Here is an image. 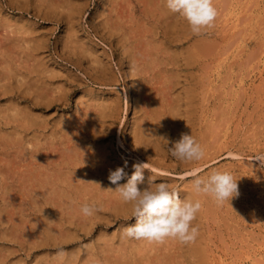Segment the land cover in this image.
Masks as SVG:
<instances>
[{
	"label": "rangeland",
	"instance_id": "1",
	"mask_svg": "<svg viewBox=\"0 0 264 264\" xmlns=\"http://www.w3.org/2000/svg\"><path fill=\"white\" fill-rule=\"evenodd\" d=\"M75 1L76 4L79 6L83 5L84 7L82 13L76 16L77 18H75L72 22L66 17L67 11L64 9V6L68 8L71 0H48L47 4H45L46 6H43L46 8H42L41 10L38 7L37 0H31L30 4H33L30 6L31 8L28 14H25L24 16L20 14L14 15L15 19H19L25 23L27 21L26 24L35 29L37 33L40 32L42 36L49 38L47 47L49 50L46 48L38 53V55L42 58H40L37 53L34 54L32 50L27 51V49H25L26 46L23 48V46L26 45L25 40L27 37L25 35H16V37L11 31L13 29V31L16 32L18 28H0V75L4 76L3 68L7 65L6 61H10L8 64H10L11 68L14 69L15 74H20V71L21 73L24 72L25 74H22L28 77L30 84L33 85V83H36L33 87L29 86L32 89L33 94L35 93V90L40 87V89H44L48 92L51 99L57 101L56 106L54 107L53 105L50 110L43 104L45 108L38 111L32 109L34 108V96L28 97V99L30 98L32 101L29 106L17 97L14 98L13 101L9 100V97H0L1 109L12 106H20L23 104L22 106L17 107V109H20L18 110L24 114L26 119L23 124L20 119L9 120L4 114L0 115V128H2L0 130V264H37L42 260H44L43 264H63L64 259L67 257V263L65 264H84V261H86V264H107L110 260L107 255L109 254L111 259L114 258L118 253H115L113 248L114 246L115 248L119 247L120 243L116 240V244H109L107 249L104 248V246H101L103 248L97 249L98 245L100 246L101 244L97 239L101 237L109 239L111 236V238H113V236H118L126 227L135 223V218L131 217L129 220H124L122 217L121 221L119 220L110 226L107 224L100 227L97 226L89 238L85 237L86 239L81 243L79 241L78 243L67 247L58 249L48 248L45 250L43 248L41 249L39 243V241L44 240V237L41 235L42 229L44 228L43 226H45L47 222L44 218L51 221V227L54 229V224L56 225V223L58 224L60 222L64 223L61 231L62 234L66 231L75 232L76 230H80V220H83L86 217L82 215L81 212V208L84 205H91L99 208V210L94 214V216L96 215L98 218L100 217L99 214H103V217L106 216L105 218L111 217L110 219H113L114 211L111 212L110 210L111 213L109 210L107 212H103L100 208L102 199L106 201L107 198L103 196L101 199H98L99 196H94L95 199H93L91 197L89 198V195L84 197L80 194V190L84 189L86 184H82L80 182L78 183V181L89 182L90 177L93 176V178L97 181L96 184L99 186L102 185L100 186L101 188L97 185L98 188L95 190L98 191L101 189L104 191V183L111 186L109 180L103 179V173H105L107 169L118 166L123 167L130 178L134 172L133 165L136 163H148L150 165L149 169H146L143 173L144 187H147L149 183H169L172 187L180 190L179 198L181 200H184L187 196L194 199H201L203 206L196 220L193 221V225L198 226L199 228L197 240L200 239L201 241L202 238V242L205 241L202 243L203 249L205 247L206 255H208L205 263L264 264V171L260 170V164L258 161L250 160L254 154L264 153V0H213L214 6L218 11V16L214 26L210 29H206V32L209 34L208 62L203 64L205 62L196 57L192 67H186L185 62L181 63L180 67L174 69L176 72L174 71L173 73L176 74V78L173 80L175 81L173 84L170 82V74L166 73L169 71L170 67H165L164 65L159 66L158 64L149 66L151 69H145L148 67L146 63V67L143 68L144 70H147L148 74L146 71L142 72L141 70L135 78L132 75L133 70L131 66L133 63L131 60L133 54L128 55L126 53V49L123 47L124 44L119 39L121 36L120 33H114L111 35L110 31L111 28L114 27L113 25L122 23L121 26L123 25L125 29L123 33L127 32L126 34L128 36L130 34L133 36V38H131L132 36H129V41L125 43V45L127 44L126 46H129V50H131L134 45L139 47L140 50L143 49V46H140L138 41L140 40L142 43L141 45H144L145 42L147 43L153 39L152 36L154 37L157 32L153 31L155 29L152 25H154L155 16L159 17L157 14L152 16V12H148L150 7L146 8V3H140L138 0ZM48 3L54 4L53 11ZM60 3L62 5L61 7ZM34 6H37L38 9ZM58 8L59 10L57 12ZM4 14H6V11ZM47 14L54 18V21L50 22L48 20H44ZM178 15L179 14H176V21L179 24L184 23L186 20L182 18V16ZM177 17H180L181 19ZM248 17L249 20L247 19ZM243 18L244 20L242 21L241 19ZM106 21L109 23L111 22L112 26L110 29L108 27H104L106 25ZM123 27L121 29H123ZM129 29L130 31L132 29L133 32H130ZM71 31L76 32V37L69 39L71 38ZM239 31L240 33H238ZM143 32H145L144 36ZM161 32L157 35L158 37H154V39H159L158 43H161L163 40ZM141 36L144 42L142 41V38L140 39ZM21 37H24L25 40L21 39ZM29 37L30 39L36 38L35 36ZM199 39L200 38H197V35H195L190 41H187V43L182 44L179 42L181 45L178 43L179 45L173 46V49L178 54L177 59L181 58V54L185 55L186 52H188L187 49L190 48L189 46H192L193 44L197 45V41ZM72 42L74 45L70 44ZM11 44L14 45V49ZM68 44H70V46H68ZM131 44L132 46H130ZM173 49L167 50L166 53L171 50L174 51ZM210 49L213 50V52ZM140 50L134 51V55L136 54L137 59H140L141 57L140 55H137ZM158 56L160 59L158 60L159 62H161L164 58L169 57V55H163V57L162 55ZM40 61L43 62V64L40 63ZM142 61L144 60H141V62ZM99 63H101V67ZM35 70L42 73L44 77L42 78V76H38L39 78H37L36 73L33 75ZM46 71H48V73ZM53 71L59 73L58 78L52 79L50 77ZM101 71H105L106 73L108 72L107 76L108 78L111 77V79L108 80L102 78ZM166 75L167 77H165ZM180 75L182 77L181 79L179 77ZM10 76L13 80L11 79L8 82L7 80L3 81V86L7 84L11 86L12 82L14 87L20 83V78H17L12 73ZM136 85H138V87ZM139 86L140 89H138ZM175 86L177 88H175ZM60 89L62 91H60ZM138 94L140 95L138 96ZM141 101H144L143 106L141 105ZM10 102H12V104H10ZM154 105H160L161 109H165L168 113L170 108L173 106H177V110L181 109L180 113L176 112V115L180 118L179 123L178 121L176 122V132H172L167 129V135L163 136V138L166 139V136L167 138L169 137L167 139L170 141L168 145H165L164 142L160 140L161 145L159 144L155 146L154 144V146H152L151 144H148L147 146L141 145V147H137L135 146V139L133 137L136 122L139 121V119L141 122V118L145 116V111H148L151 106ZM103 107L107 109H104ZM98 109L100 110L98 111ZM103 112L107 113V117H105L106 121L104 119L101 120V117H98ZM36 114L42 116V120H45L43 127L40 128L39 131L34 129L33 131H27V124L31 125V121ZM58 124H61V127ZM20 125L22 128L19 127ZM101 125L102 127L99 128L98 126ZM22 131L25 132L21 133ZM182 134H192L198 142H201V144L204 145L207 158L204 161H201L198 165L178 161L168 153L167 147H172V144L178 141ZM95 135H97V138L94 137ZM98 135L101 136L100 139ZM71 137L72 139H70ZM204 137L206 138L205 142H203ZM29 142H31V145L27 146V143ZM98 142L101 147L98 145ZM36 145L39 147L37 148ZM96 145H98L97 149ZM206 146L208 147L206 148ZM34 147L36 148L35 151ZM27 150H29V152ZM87 153L88 156L86 155ZM47 155L48 158H46ZM79 156H81V158ZM94 156H96V161L93 160L94 158H91ZM87 157L89 158V161H86L88 160ZM108 162H110L109 164H112V166L109 167ZM96 163L99 166H96ZM125 164L127 165L126 167ZM4 165H6V167ZM106 165H108V167ZM249 165L252 166L254 174ZM29 166L31 167L30 169ZM71 166H74L75 168H72ZM100 166L105 167L103 168L105 171L101 169ZM89 167H91V169ZM58 168L62 169L59 170ZM193 168H199L201 171L221 168L222 170L233 172L235 174V178L239 180V196L232 199L230 201V205L225 203L222 206L218 205L215 200L210 197H197L192 191L190 183L192 179L191 171ZM81 170L84 172H81ZM51 174L55 175L51 177ZM36 176H39V183L42 182V179L43 182L48 183V191H51V194L47 192L48 194L43 195L44 189L42 192H39V188H37L38 182L35 183ZM74 176L75 178L78 177L76 179L77 181H75ZM60 177H62L61 181ZM62 179H64V182L68 180L67 182L69 184V188L67 182H62ZM119 183L121 185L125 184L127 183V179H124ZM77 185L79 186L77 187ZM70 191L73 192V197L71 196L72 194ZM36 192H38V194ZM46 199H48L49 202ZM69 199L71 202H69ZM90 199H92L93 202ZM112 206H115V204L113 203ZM126 210H128V208H126ZM16 215H19L20 217H17ZM98 218L94 219H97L100 222ZM8 219H10L9 221H11V223L9 222L7 225ZM31 221L33 223H31ZM16 222L17 225L19 224V233L14 235L16 239H11L12 237L10 238V236L3 237L6 234L9 235L12 227L16 226ZM102 222L106 223V220L101 221V223ZM73 223H75V225H73ZM20 224L22 225V228ZM24 224L27 225L25 226ZM23 231H25L24 234ZM75 233L78 232L76 231ZM105 233H108V235ZM168 242H171V245L174 244V247H168L167 241L165 242L167 246H165L164 243V245L153 243L156 248H158L157 250L161 257L154 263L151 262V264H199L197 260L188 257V253L186 254V244H184V246L176 240H168ZM176 243L177 245L175 247ZM180 244L182 247L184 246V251L182 247L180 248ZM35 245H37V247H35ZM90 245L93 247L96 246V253L93 255L94 259L90 256L88 257L86 254ZM30 246H33V248L38 250L36 251L33 249L34 251H31V249H29L31 248ZM27 250H30V252ZM104 251L108 252H106L107 255ZM79 252H81V254ZM153 254L154 252L151 255ZM169 254L174 256L172 262L168 259ZM166 257L167 259L165 260ZM60 261L62 263H60Z\"/></svg>",
	"mask_w": 264,
	"mask_h": 264
},
{
	"label": "bare ground",
	"instance_id": "2",
	"mask_svg": "<svg viewBox=\"0 0 264 264\" xmlns=\"http://www.w3.org/2000/svg\"><path fill=\"white\" fill-rule=\"evenodd\" d=\"M30 1L31 0H0V28L2 27V28H9V29H12V28H18V30H16V32L15 31H13V29L11 30L14 34L13 35H20V36H23V35H25L26 37H27V39L25 40L24 39V37L22 38L21 37V39H23V40H25V43H26V45H24L23 46V48L25 47V49H27V51H29V50H32L33 52H34V54L35 53H37V55H38V53H40L43 49H46L47 47H48V39L49 38H46L45 36H42L41 35V33L40 32H36L35 31V29H33V28H31L30 26H28L26 23H27V21H26V23L25 22H22L21 20H19V19H15L14 17V15L15 14H20V15H22V16H24L25 14H28L29 12H30V6L33 4H30ZM33 1V0H32ZM68 1V0H67ZM135 1V0H134ZM140 3H146V8L148 7H150L149 9L150 10H152V11H148V12H152V16L154 15L155 16V14H157V15H159V17H156L155 16V21H154V25H152L153 26V28L155 29V30H153V31H155V32H157V34H153L154 35V37L156 36V37H158L157 35L159 34V32H161L162 33V37H163V40L161 41V43H158V40L159 39H154V37L152 36V38L153 39H151V41H148L147 43L145 42L144 43V45H141L142 43H141V41L139 40H137L139 43H140V46H143L142 48L143 49H139V47H137V46H133L132 48H131V50H129L130 48H128L129 46H126L125 45V43H127L128 41H129V36H132L131 34L128 36L126 33L127 32H125V33H123V31H125V29H124V27H123V25L121 26V24L120 23H118V25H113L114 27H112L111 28V35L112 34H114V33H120V41H122L123 42V44L125 45H123V47L126 49V53L128 54V55H131V54H133L132 55V72H133V76L136 78V76H138V73L142 70V72H144V71H146V73H147V70H144V68L146 67V63H147V66L148 67H146L145 69H151L149 66H151V65H159V66H165V67H170L169 68V71H164V72H166V73H168V74H170L169 75V78H170V82H171V84H173L175 81H173L175 78H176V74L175 73H173L175 70V68H177V67H180L181 66V63H183V62H185V65H186V67H192L193 66V64H194V62H195V59H196V57L199 59H201L203 62H205V63H203V64H206L207 62H208V58H209V42H208V36H209V34L206 32V29L205 30H203L202 31V34L201 35H197V38H200L198 41H197V45H195V44H193L192 46H189L190 48H188L187 50H188V52H186V54L185 55H183V54H181L180 55V57L181 58H178L177 59V57H178V54L175 52V50L173 49V46H177V45H179L180 43H182V44H185V43H187V41H190L191 40V38L193 37V36H195V35H193L192 34V32H191V30H190V27H189V25H188V23H187V21H184V23H178L177 21H176V14L175 13H171V12H169V10L166 8V5H165V2H164V0H138ZM240 1V0H239ZM257 1V0H256ZM47 2H48V0H37V3H38V7H39V9L41 10L42 8L44 9V8H46V7H43L45 4H47ZM76 1L75 0H71V2H69V5H68V8L66 7V6H64V9L67 11V14H66V17L72 22V21H74V19L75 18H77L76 16H78V15H80V13H82V10H83V5H81V6H79L78 4H76L75 3ZM137 2V1H136ZM117 3V2H116ZM119 3V2H118ZM223 3V2H222ZM49 4V3H48ZM66 4V3H65ZM135 4V3H134ZM246 4V3H245ZM50 5V7L52 8V11H53V7H54V4H49ZM52 5V6H51ZM120 5V4H119ZM143 5V4H142ZM141 5V6H142ZM46 6V5H45ZM48 6V5H47ZM56 6V5H55ZM62 5H61V3H60V7H61ZM133 6V5H132ZM34 7H36L37 9H38V7L37 6H34ZM59 7V8H60ZM137 7V6H136ZM224 7V6H223ZM244 7V6H243ZM59 8L57 9V12H58V10H59ZM121 8V7H120ZM61 9V8H60ZM145 9V8H144ZM144 9H142V10H144ZM243 9V8H242ZM34 10V9H33ZM39 10V11H40ZM48 10H49V8H48ZM51 10V9H50ZM62 10V9H61ZM115 10V9H114ZM120 10V9H119ZM6 11V14H4V12ZM37 11V10H36ZM46 11V10H45ZM56 11V10H55ZM111 11V10H110ZM109 11V12H110ZM113 11V10H112ZM145 11V10H144ZM147 11V10H146ZM249 11V10H248ZM47 12V11H46ZM45 12V13H46ZM115 12V11H114ZM38 13V12H37ZM49 13H50V11H49ZM62 13H64V12H62ZM145 13V12H144ZM53 14V13H52ZM55 14H57V13H55ZM109 14V13H108ZM111 14H113V13H111ZM118 14V13H117ZM120 14H121V12H120ZM141 14V13H140ZM245 14V13H244ZM30 15V14H29ZM54 15V14H53ZM52 15V16H53ZM46 16V15H45ZM58 16V15H57ZM108 16V15H107ZM118 16H119V14H118ZM179 16V15H178ZM29 17H31V16H29ZM39 17V16H38ZM44 17V16H43ZM42 17V18H43ZM245 17V16H244ZM250 17V16H249ZM249 17L247 18L248 20H249ZM21 18V17H20ZM40 18V17H39ZM105 18V17H104ZM109 18V17H108ZM141 18V17H140ZM177 18H179V19H181L180 17H177ZM183 18V17H182ZM113 19V18H112ZM119 19V18H118ZM121 19H122V17H121ZM121 19H119V20H121ZM150 19V18H149ZM178 19V20H179ZM31 20V19H30ZM44 20H48V21H54V18H52L51 16H49L48 14H47V16H46V18H44ZM60 20H61V17H60ZM123 20V19H122ZM151 20V19H150ZM242 21L244 20V18L243 19H241ZM240 20V22L242 23V21ZM246 20V19H245ZM262 20V19H261ZM260 20V21H261ZM113 21V20H112ZM133 21H134V19H133ZM247 21V20H246ZM44 22V21H43ZM56 22V21H55ZM116 22H119V21H116ZM123 22V21H122ZM132 22V21H131ZM135 22H137V21H135ZM129 23V22H128ZM244 23V22H243ZM30 24V23H29ZM153 24V23H152ZM264 24V23H263ZM104 25V24H103ZM137 25V24H136ZM232 25V24H231ZM240 25V24H239ZM262 25V24H261ZM34 26V25H33ZM32 26V27H33ZM112 26V24H111V22L109 23L108 21H106V25L104 26V27H108L109 29H110V27ZM124 26H125V24H124ZM138 26V25H137ZM136 26V27H137ZM140 26V25H139ZM142 26V25H141ZM259 26V25H258ZM264 26V25H263ZM123 27V29H121ZM36 28V27H35ZM126 28H127V26H126ZM152 28V27H151ZM259 28V27H258ZM264 28V27H263ZM8 29V30H9ZM39 29V28H38ZM37 29V30H38ZM136 29V28H135ZM105 30V29H104ZM137 30V29H136ZM149 30V29H148ZM147 30V31H148ZM161 30V31H160ZM7 31V30H6ZM18 31V32H17ZM129 31H130V29H129ZM131 31H132V29H131ZM130 31V32H131ZM142 31V30H141ZM244 31V30H243ZM8 32V31H7ZM43 32V31H42ZM48 32V31H47ZM69 32V31H68ZM133 32V31H132ZM10 33V32H9ZM139 33V32H138ZM137 33V34H138ZM141 33V32H140ZM144 33L145 32H143V36H144ZM233 33V32H232ZM238 33H240V31L238 32ZM256 33V32H255ZM258 33V32H257ZM11 34V33H10ZM135 34V33H134ZM235 34V33H234ZM37 35V36H36ZM117 35V34H116ZM150 35V34H149ZM241 35V34H240ZM257 35V34H256ZM15 36H13V37H15ZM29 36H35L36 38L35 39H30V37ZM123 36V37H122ZM151 36V35H150ZM160 36V35H159ZM237 36V35H236ZM12 37V38H13ZM17 37V36H16ZM70 37L71 38H69V39H72L73 37H76V32L75 31H71L70 32ZM136 37V36H135ZM240 37V36H239ZM20 38V37H19ZM131 38H133V36L131 37ZM137 38V37H136ZM139 38V37H138ZM142 38V36L140 37V39ZM17 39V38H16ZM51 39V38H50ZM76 39V38H75ZM135 39V38H134ZM6 40V39H5ZM23 40H21V41H23ZM67 40V39H66ZM131 40V39H130ZM249 40V39H248ZM10 41H12V40H10ZM33 41V42H32ZM142 41H143V38H142ZM147 41V40H146ZM18 42V41H17ZM50 42V41H49ZM144 42V41H143ZM180 42V43H179ZM19 43V42H18ZM81 43V42H80ZM136 43V42H135ZM167 43H168V46H167ZM179 43V44H178ZM196 43V42H195ZM13 44H14V42H13ZM70 44H73V42L72 43H70ZM70 44H68V46H70ZM189 44V43H188ZM199 44V45H198ZM12 45V44H11ZM18 45H20V44H18ZM74 45V44H73ZM72 45V46H73ZM181 45V44H180ZM229 45H231V44H229ZM14 45H12V47H13ZM130 46H132V44L130 45ZM256 46V45H255ZM11 47V48H12ZM62 47V46H61ZM166 47V48H165ZM76 48V47H75ZM9 49V48H8ZM13 49H14V47H13ZM21 49V48H20ZM48 49V48H47ZM64 49V48H63ZM170 49H173L174 51H169L168 53H166V51L167 50H170ZM178 49V48H177ZM227 49V48H226ZM241 49V48H240ZM10 50V49H9ZM49 50V49H48ZM136 50H140V51H138L139 53L137 54V55H140L141 57H140V59H137L136 58V54L134 55V51H136ZM211 50V49H210ZM250 50V49H249ZM47 51V50H46ZM212 52H213V50H211ZM252 51V50H251ZM3 52V51H2ZM15 52V51H14ZM33 52H32V54H33ZM80 52V51H79ZM30 53V52H29ZM71 53V52H70ZM136 53V52H135ZM238 53V52H237ZM26 54V53H25ZM28 54V53H27ZM31 54V53H30ZM33 54V55H34ZM217 54V53H216ZM29 55V54H28ZM90 55V54H89ZM158 55H162V57H163V55H169V57L168 58H164L161 62H159L158 60H160L158 57ZM212 55V54H211ZM254 55V54H253ZM7 56V55H6ZM22 56H23V54H22ZM39 56V55H38ZM32 57V56H31ZM34 57H36V56H34ZM40 58H42L41 56H39ZM39 57H37V58H39ZM5 58V57H4ZM7 58V57H6ZM61 58V57H60ZM84 58V57H83ZM136 58V59H135ZM33 59V58H32ZM133 59H135V60H133ZM199 59V60H200ZM37 60V59H36ZM42 60V59H41ZM82 60V59H81ZM84 60V59H83ZM141 60H144V61H142L141 62ZM12 61V60H11ZM46 61V60H45ZM58 61V60H57ZM10 62V61H9ZM9 62H7L6 61V67H4L3 68V70H4V73H3V75L4 76H2V75H0V97H9L8 99L9 100H11V101H13L14 100V98H18V99H21L22 101H24L25 103H27L28 104V106H29V104H31L32 103V101L30 100V98L28 99V97L29 96H34L33 97V100H34V103H33V107L34 108H32V109H34V110H43L45 107L47 108V109H51L52 107H53V105H54V107L56 106V103H57V101L56 100H54V99H51L50 98V96H49V94H48V92L46 91V90H44V89H40V87L38 88V89H36L35 90V93L33 94L32 93V89L30 88L31 86L33 87V85L34 84H36V83H33V85L32 84H30V81H28V77H26V76H24L22 73H24V72H22L21 73V71H20V74H15L14 73V69H12L11 68V65L10 64H8ZM43 62H44V60H43ZM43 62H41L40 61V63H42L43 64ZM97 62V61H96ZM95 62V63H96ZM139 62H141V63H139ZM16 63V62H15ZM45 63V62H44ZM98 63V62H97ZM138 63V64H137ZM216 63V62H215ZM22 64V63H21ZM46 64V63H45ZM100 64V67L102 66L101 65V63H99ZM199 64V63H198ZM230 64V63H229ZM92 65H94V64H92ZM128 65V64H127ZM195 65H197V64H195ZM200 65V64H199ZM210 65V64H209ZM14 66V65H13ZM12 66V67H13ZM48 66V65H47ZM231 66V65H230ZM16 67V66H15ZM99 67V68H100ZM144 67V68H143ZM152 67H154V66H152ZM194 67H196V66H194ZM19 68V67H18ZM51 68V67H50ZM141 68V69H140ZM209 68V67H208ZM21 69V68H20ZM30 69V68H29ZM49 69V68H48ZM101 69V68H100ZM106 69V68H105ZM165 69V68H164ZM203 69V68H202ZM205 69H207V68H205ZM18 70V69H17ZM22 70H24V69H22ZM39 70V69H38ZM46 70H47V68H46ZM99 70V69H98ZM183 70V69H182ZM6 71V72H5ZM19 71V70H18ZM17 71V72H18ZM26 71V70H25ZM149 71V70H148ZM204 71V70H203ZM34 72V71H33ZM47 73H48V71H46ZM105 72V71H104ZM103 71H101V77L102 78H105V79H108V80H110L111 79V77L110 78H108V76H107V73L105 72L104 73ZM176 72V71H175ZM13 74L14 76H16L17 78H20L21 80H20V83H18V85H16V86H14L13 87V85L14 84H12V82H11V86H9L8 84L7 85H4L3 86V81H5V80H7V82L8 81H10L11 79H12V77L10 76V74ZM28 73V72H27ZM35 73H36V75H37V78H39V77H41L42 76V78L44 77L43 75H42V73H40L39 71H36L35 70V72H34V74L33 75H35ZM165 73V74H166ZM190 73V72H189ZM195 73V72H194ZM25 74V73H24ZM58 74L59 73H56V72H54L53 71V73L51 74V78L52 79H56V78H58ZM148 74V73H147ZM164 74V75H165ZM32 75V76H33ZM144 75H146V74H144ZM151 75V74H150ZM158 75V74H157ZM195 75V74H194ZM206 75V74H205ZM28 76H31V75H28ZM39 76V77H38ZM113 76V75H112ZM133 77V78H134ZM165 77H167V75L165 76ZM180 77V79L182 78L181 77V75L179 76ZM193 77V76H192ZM207 77V76H206ZM30 78V77H29ZM138 78V77H137ZM162 78V77H161ZM27 79V80H26ZM48 79V78H47ZM47 79H45V80H47ZM64 79V78H63ZM184 79V78H183ZM201 79V78H200ZM13 80V79H12ZM58 80V79H57ZM158 80V79H157ZM165 80V79H164ZM206 80V79H205ZM28 81V82H27ZM138 81V80H137ZM209 81V80H208ZM53 82V81H52ZM161 82H163V81H161ZM178 82V81H177ZM48 83V82H47ZM137 83V82H136ZM50 84V83H49ZM53 84V83H52ZM190 84V83H189ZM141 85H143V84H141ZM140 85V86H141ZM166 85V84H165ZM168 85V84H167ZM180 85V84H179ZM178 85V86H179ZM30 86V87H29ZM59 86V85H58ZM137 87H138V85H136ZM140 86H139V88L138 89H140ZM149 86V85H148ZM181 86V85H180ZM44 87H45V85H44ZM136 87V88H137ZM130 88V87H129ZM133 88H135V87H133ZM170 88H172V87H170ZM175 88H177L176 86H175ZM35 89V88H34ZM169 89V88H168ZM184 89V88H183ZM189 89V88H188ZM195 89V88H194ZM177 90V89H176ZM53 91V90H52ZM60 91H62L61 89H60ZM169 91V90H168ZM191 91V90H190ZM57 92V91H56ZM192 92V91H191ZM60 93V92H59ZM64 93V92H63ZM163 93V92H162ZM209 94V93H208ZM56 95V94H55ZM60 95V94H59ZM140 94H138V96H139ZM159 95V94H158ZM178 95V94H177ZM179 95H180V93H179ZM206 96V95H205ZM85 97V96H84ZM184 97V96H183ZM67 98V97H66ZM1 99V98H0ZM3 99H5V98H3ZM66 100V99H65ZM144 100V99H143ZM194 100V99H193ZM150 101V100H149ZM208 101V100H207ZM167 102H168V100H167ZM171 102V101H170ZM185 102V101H184ZM78 103V102H77ZM83 103V102H82ZM85 103V102H84ZM92 103V102H91ZM102 103V102H101ZM104 103V102H103ZM187 103V102H186ZM10 104H12V102H10ZM17 104V103H16ZM43 104L45 105V107L43 106ZM97 104V103H96ZM143 104H144V101H141V105L143 106ZM163 104H165V103H163ZM205 104V103H204ZM23 105V104H22ZM22 105H20V106H22ZM81 105V104H80ZM103 105V104H102ZM108 105H109V103H108ZM167 105V104H166ZM178 105V104H177ZM20 106H12V107H8V108H4V109H1L0 108V115L1 114H4L9 120H21L22 122H23V124L25 123V121H26V119H25V117H24V114H22V112H20L18 109H17V107H20ZM27 106V107H28ZM87 106V105H86ZM93 106V105H92ZM110 106V105H109ZM112 106V105H111ZM140 106V105H139ZM141 106V107H142ZM150 106V105H149ZM7 107V106H6ZM70 107V106H69ZM83 107V106H82ZM167 107V106H166ZM206 107V106H205ZM9 108H11V109H9ZM99 108V107H98ZM104 108V107H103ZM27 109H29V108H27ZM26 109V110H27ZM78 109V108H77ZM92 109H94V108H92ZM100 109H102V108H100ZM100 109H98V111L100 110ZM104 109H107V108H104ZM179 109V108H178ZM21 110H22V108H21ZM89 110V109H88ZM91 110V109H90ZM144 110V109H143ZM181 110V109H180ZM180 110H177V106L175 107V106H173V107H171L170 108V110H169V113H168V111H165V109H161V106L160 105H158V106H151V108L148 110V111H145V116L143 117V118H141L142 119V121L140 122V119H139V121H137L136 122V126H135V132H136V134H135V132H134V134H133V137H134V139H135V146H137V147H141V145L142 146H147L148 144H151L152 146H154V144H155V146H157V145H159L160 144V140L159 139H154L152 136H154V137H163V136H165V135H167V129L170 131H172V132H176V127H177V121H178V123H179V120H180V118L176 115V112H179L180 113ZM95 111H96V109H95ZM111 111V110H110ZM128 111V110H127ZM29 112H30V110H29ZM33 112V111H32ZM41 112H43V111H41ZM23 113H25V112H23ZM34 113H35V111H34ZM93 113V112H92ZM96 113V112H95ZM178 113V114H179ZM42 114V113H41ZM77 114V113H76ZM91 114V113H90ZM101 114V113H100ZM175 114V115H174ZM38 114H36L34 117H33V119H32V121H31V125H29V124H27V126H28V128H27V131L28 130H32L33 131V129L34 130H38L39 131V129L40 128H42L43 127V124H44V122H45V120H42L43 118H42V116H39L40 115V113H39V115L37 116ZM87 115V114H86ZM142 115V114H141ZM76 116V115H75ZM94 117V116H93ZM92 117V118H93ZM98 117H101V120L102 119H106L105 117H107V113L106 112H103L101 115H99ZM1 118V117H0ZM32 118V117H31ZM95 118V117H94ZM97 118V117H96ZM170 118V119H169ZM4 119V118H3ZM28 119V118H27ZM47 119V118H46ZM72 119V118H71ZM80 119V118H79ZM98 119V118H97ZM1 120V119H0ZM68 120V119H67ZM78 120V119H77ZM98 120H100V119H98ZM126 120V119H125ZM30 121V120H29ZM90 121V120H89ZM94 121H95V119H94ZM106 121V120H105ZM20 122V121H19ZM21 123V122H20ZM28 123V122H27ZM66 123V122H65ZM98 123V122H97ZM14 124V123H13ZM63 124H64V121H63ZM71 124V123H70ZM87 124V123H86ZM18 125H19V123H18ZM21 125H22V123H21ZM19 126L20 128H22V126ZM55 125V124H54ZM59 126L61 125V124H58ZM85 125V124H84ZM95 125V124H94ZM207 125V124H206ZM8 126V125H7ZM15 126V125H14ZM56 126V125H55ZM9 127V126H8ZM57 127V126H56ZM61 127V126H60ZM67 127H68V125H67ZM94 127V126H93ZM99 128L100 127H102V125L101 126H98ZM97 127V128H98ZM104 127V126H103ZM19 128V129H20ZM25 128V127H24ZM59 128V127H58ZM57 128V129H58ZM80 128V127H79ZM113 128V127H112ZM2 128H0V130H1ZM17 129V128H16ZM60 129V128H59ZM191 129V128H190ZM18 130V129H17ZM25 130V129H24ZM66 130V129H65ZM74 130V129H73ZM102 130V129H101ZM106 130V129H105ZM205 130V129H204ZM63 131V130H62ZM69 131V130H68ZM75 131V130H74ZM85 131V130H84ZM178 131V130H177ZM207 131V130H206ZM25 132V131H24ZM23 131L21 132V133H24ZM37 132V131H36ZM45 132V131H44ZM60 132V131H59ZM64 132V131H63ZM62 132V133H63ZM71 132H72V130H71ZM98 132H99V130H98ZM163 132H164V135H163ZM38 133V132H37ZM80 133V132H79ZM81 133H84V132H81ZM100 133V132H99ZM131 133V132H130ZM4 134V133H3ZM16 134H20V133H16ZM28 134V133H27ZM64 134V133H63ZM176 134H180V133H176ZM40 135V134H39ZM77 135H78V132H77ZM81 135H84V134H81ZM7 136V135H6ZM9 136V135H8ZM35 136V135H34ZM62 136V135H61ZM97 135H95L94 137H96ZM99 136V135H98ZM1 137H2V134H1ZM43 137H44V135H43ZM100 137L101 136H99V139H100ZM103 137V136H102ZM131 137V136H130ZM11 138V137H10ZM40 138V137H39ZM67 138H69V137H67ZM97 138V137H96ZM169 138V137H168ZM167 138V136H166V139H168ZM175 138V137H174ZM4 139V138H3ZM6 139V138H5ZM12 139V138H11ZM23 139V138H22ZM41 139V138H40ZM43 139V138H42ZM61 139V138H60ZM70 139H72V137L70 138ZM76 139V138H75ZM82 139V138H81ZM98 139V140H99ZM84 140V139H83ZM97 140V139H96ZM173 140V139H172ZM13 141V140H12ZM56 141V140H55ZM71 141V140H70ZM73 141V140H72ZM120 141V140H119ZM206 141V138L204 137V139H203V142H205ZM35 142V141H34ZM39 142V141H38ZM84 142V141H83ZM202 142V143H203ZM6 143V142H5ZM23 143V142H22ZM42 143V142H41ZM78 143V142H77ZM94 143V142H93ZM121 143H122V141H121ZM201 143V142H200ZM45 144V143H44ZM43 144V145H44ZM55 144V143H54ZM61 144V143H60ZM68 144V143H67ZM80 144V143H79ZM204 144V143H203ZM22 145V144H21ZM20 145V146H21ZM29 145H31V142H29V143H27V146H29ZM42 145V144H41ZM71 145H72V143H71ZM75 145V144H74ZM77 145V144H76ZM98 145L100 146V144H99V142H98ZM98 145H96V149H97V147H98ZM161 145V144H160ZM166 145V144H165ZM18 146H19V144H18ZM23 146V145H22ZM68 146V145H67ZM66 146V147H67ZM204 146V145H203ZM33 147V146H32ZM36 147H37V145H36ZM39 147V146H38ZM37 147V148H38ZM43 147V146H42ZM62 147V146H61ZM70 147V146H69ZM101 147V146H100ZM134 147V146H133ZM151 147V146H150ZM161 147V146H160ZM208 146H206V148H207ZM3 148V147H2ZM35 148V147H34ZM33 148V149H34ZM44 148V147H43ZM58 148V147H57ZM76 148V147H75ZM145 148V147H144ZM157 148V147H156ZM17 149V148H16ZM73 149V148H72ZM78 149V148H77ZM76 149V150H77ZM106 149V148H105ZM138 149H140V148H138ZM146 149V148H145ZM144 149V150H145ZM160 149V148H159ZM18 150V149H17ZM24 150H25V148H24ZM36 150V148L34 149V151ZM75 150V151H76ZM20 151V150H19ZM28 152H29V150H27ZM26 151V152H27ZM38 151V150H37ZM86 151V150H85ZM108 151V150H107ZM106 151V152H107ZM21 152V151H20ZM27 152V153H28ZM32 152V151H31ZM67 152H68V150H67ZM80 152H81V150H80ZM91 152V151H90ZM95 152H96V150H95ZM103 152V151H102ZM108 152H110V151H108ZM6 153V152H5ZM23 153H24V151H23ZM33 153H35V152H33ZM41 153V152H40ZM72 153V152H71ZM75 153V152H74ZM99 153V152H98ZM101 153V152H100ZM104 153H105V151H104ZM210 153V152H209ZM22 154V153H21ZM32 154V153H31ZM48 154V153H47ZM111 154V153H110ZM152 154V153H151ZM33 155V154H32ZM43 155V154H42ZM58 155V154H57ZM61 155V154H60ZM73 155V154H72ZM78 155V154H77ZM83 155H84V152H83ZM87 156H88V153L86 154ZM92 155H94V154H92ZM96 155V154H95ZM106 155V154H105ZM109 155V154H108ZM159 155V154H158ZM22 156V155H21ZM24 156V155H23ZM34 156V155H33ZM53 156V155H52ZM1 157V156H0ZM31 157V156H30ZM39 157V156H38ZM58 157V156H57ZM80 158H81V156H79ZM95 157L96 156H94V157H91V158H94L93 160L94 161H96V159H95ZM104 157V156H103ZM28 158V157H27ZM32 158V157H31ZM36 158V157H35ZM35 158H34V160H35ZM46 158H48V155H47V157ZM67 158V157H66ZM88 158V157H87ZM106 158V157H105ZM113 158V157H112ZM44 159H45V157H44ZM53 159V158H52ZM59 159H60V156H59ZM101 159V158H100ZM6 160V159H5ZM38 160V159H37ZM49 160V159H48ZM55 160V159H54ZM71 160V159H70ZM69 160V161H70ZM79 160V159H78ZM91 160V159H90ZM98 160V159H97ZM3 161V160H2ZM1 161V162H2ZM51 161V160H50ZM50 161H48V162H50ZM80 161V160H79ZM86 161H89V158H88V160H86ZM85 161V162H86ZM92 161V160H91ZM102 161V160H101ZM110 161V160H109ZM13 162V161H12ZM55 162V161H54ZM67 162V161H66ZM65 162V163H66ZM37 163V162H36ZM45 163V162H44ZM53 163V162H52ZM58 163V162H57ZM56 163V164H57ZM68 163V162H67ZM105 163V162H104ZM110 162H108V165H109V167L110 166H112V164H109ZM116 163V162H115ZM33 164V163H32ZM42 164V163H41ZM55 164V163H54ZM60 164H61V162H60ZM77 164H79V163H77ZM76 164V165H77ZM93 164V163H92ZM97 164V163H96ZM100 164H101V162H100ZM30 165V164H29ZM52 165V164H51ZM66 165V164H65ZM64 165V166H65ZM74 165V164H73ZM108 165H106L107 167H108ZM114 165V164H113ZM5 167H6V165H4ZM44 166V165H43ZM42 166V167H43ZM50 166V165H49ZM67 166V165H66ZM93 166V165H92ZM96 166H99L98 164L96 165ZM34 167V166H33ZM37 167H38V165H37ZM36 167V168H37ZM55 167V166H54ZM58 167V166H57ZM62 167V166H61ZM72 168L74 167V166H71ZM101 167V166H100ZM99 167V168H100ZM115 167V166H114ZM119 167V166H118ZM118 167H115V168H110V169H107V171H105L103 168H105V167H101V169H103L104 171H105V173H103V179L104 180H109L108 179V176H109V173H110V171H114L116 168H118ZM8 168V167H7ZM14 168V167H13ZM18 168V167H17ZM31 167L29 166V169H30ZM68 168V167H67ZM75 168V167H74ZM77 168H78V166H77ZM90 169H91V167H89ZM26 169H27V167H26ZM40 169V168H39ZM49 169V168H48ZM59 169V168H58ZM62 168H60L59 170H61ZM63 169H64V167H63ZM98 169V168H97ZM3 170V169H2ZM10 170V169H9ZM43 170V169H42ZM57 170V169H56ZM102 170V171H103ZM27 171V170H26ZM35 171V170H34ZM47 171V170H46ZM53 171V170H52ZM63 171V170H62ZM87 171V170H86ZM94 171V170H93ZM11 172V171H10ZM81 172H84V171H82L81 170ZM27 173V172H26ZM31 173H32V171H31ZM35 173V172H34ZM57 173V172H56ZM59 173V172H58ZM102 173V172H101ZM47 174V173H46ZM60 174H61V172H60ZM82 174V173H81ZM93 174V173H92ZM52 175V174H51ZM53 175H55V174H53ZM53 175L51 176V177H53ZM57 175V174H56ZM78 175V174H77ZM33 176V175H32ZM59 176V175H58ZM68 176H70V175H68ZM90 176V175H89ZM14 177V176H13ZM64 177H65V175H64ZM28 178H30V177H28ZM34 178V177H33ZM58 178V177H57ZM61 178L62 177H60V181H61ZM74 178H75V176H74ZM78 177H76L75 178V181H77L76 179H77ZM80 178V177H79ZM97 178H98V176H97ZM65 179V178H64ZM64 179H62V182H64ZM101 179V178H100ZM46 180V179H45ZM53 180V179H52ZM89 180V179H88ZM20 181V180H19ZM47 181V180H46ZM54 181H56V180H54ZM68 181V180H67ZM66 181V182H67ZM74 181V182H75ZM87 181V180H86ZM26 182V181H25ZM33 182V181H32ZM38 182V183H37ZM49 182V181H48ZM66 182H64V183H66ZM89 182H93V183H96L97 181L93 178V176L92 177H90V180H89ZM29 183V182H28ZM35 183H37L38 184V187L37 188H39V192H42V190L44 189V192H43V195H45V194H48L47 192H49L48 191V183H46V182H43V179H42V182L41 183H39V176H36V182ZM79 183V182H78ZM101 183V182H100ZM99 183V184H100ZM102 183H103V181H102ZM101 183V184H102ZM122 183V182H121ZM54 184V183H53ZM83 184V183H82ZM109 184V183H108ZM144 183L142 182L140 185H139V187L141 188V189H143V188H145L144 187V185H143ZM16 185V184H15ZM30 185V184H29ZM32 185V184H31ZM62 185H64V184H62ZM67 185H68V188H69V184H68V182H67ZM74 185V184H73ZM51 186V185H50ZM79 185H77V187H78ZM100 186H102V185H100ZM42 187V188H41ZM55 187V186H54ZM56 187H58V186H56ZM60 187V186H59ZM61 187H63V186H61ZM72 187V186H71ZM41 188V189H40ZM64 188V187H63ZM66 188V187H65ZM68 188H66L67 190H69ZM98 187H97V185L96 184H91V183H89V184H86V186H84V189H82V190H80V194L81 195H83L84 197L85 196H88L89 195V198L91 197V198H93V199H95L94 198V196H99L98 197V199H101L103 196L105 197V198H107L106 199V201H104L103 199H102V202H101V206H100V208L102 209V211L103 212H107L108 210H109V212H110V210H111V212H113L114 214H113V219H110V218H105V217H103L102 215H100L99 213V218H98V216H94L93 215V217H90V218H87V217H83L84 219L83 220H80V230L78 231V230H76L78 233H75V232H71V231H66V232H63L64 234H62V229H63V226H64V223H62V222H60V223H56V225L54 224L53 226H55V229L53 228V227H51V221L50 220H48V219H46V218H44L47 222H46V225L45 226H43L44 228L42 229V233H41V235L44 237L43 239L44 240H42V241H39V243H40V246H41V249L43 248L44 250L45 249H48V248H55V249H58V248H63V247H67V246H69V245H72V244H75V243H78L79 241H80V243L83 241V240H85L86 238H89V236L92 234V232L96 229V227L98 226V227H100V226H103L104 224H107L108 226H110V225H112L113 223H115V222H118L119 220L121 221L122 220V217L124 218V220L125 219H127V220H129V219H131V217H132V209H131V205L130 204H128V203H125L120 197H119V194L118 193H115V192H109V191H105V190H108L109 188H111L112 190H115V188H116V185H112L111 184V186L110 185H107L106 183H104V191H102L101 189H99L98 191H96L95 189H97ZM99 188H101V187H99ZM60 189V188H59ZM66 190V191H67ZM71 190V189H70ZM74 190H76V189H74ZM62 191V190H61ZM6 192V191H5ZM27 192V191H26ZM51 192V191H50ZM49 192V193H50ZM56 192H57V190H56ZM71 192V191H70ZM78 192V191H77ZM37 194H38V192H36ZM54 193V192H53ZM62 193V192H61ZM60 193V194H61ZM73 192H71V194H72ZM37 194H36V196H37ZM51 194V193H50ZM55 194V193H54ZM65 194V193H64ZM64 196V195H63ZM72 197H73V194L71 195ZM75 196V195H74ZM77 196V195H76ZM49 197H51V196H49ZM54 197V196H53ZM69 197H70V194H69ZM46 198H47V196H46ZM67 198V197H66ZM65 198V199H66ZM75 198V197H74ZM200 198V197H199ZM41 199V198H40ZM43 199V198H42ZM83 199V198H82ZM192 199H194V198H192ZM47 201H48V199H46ZM75 200H76V198H75ZM80 200V199H79ZM90 200H92V199H90ZM209 200V199H208ZM207 200V201H208ZM51 201V200H50ZM65 201H68V200H65ZM86 201V200H85ZM99 201V200H98ZM101 201V200H100ZM20 202V201H19ZM39 202V201H38ZM49 202V201H48ZM69 202H71L70 201V199H69ZM73 202H74V200H73ZM72 202V203H73ZM76 202V201H75ZM83 202V201H82ZM92 202H93V200H92ZM97 202V201H96ZM205 202V201H204ZM213 202V201H212ZM32 203V202H31ZM36 203V202H35ZM40 203V202H39ZM80 203V202H79ZM100 203V202H99ZM113 203L115 204V206H112L113 205ZM211 203V202H210ZM37 204V203H36ZM42 204V203H41ZM40 204V205H41ZM52 204V203H51ZM88 204V203H87ZM96 204V203H95ZM20 205V204H19ZM32 205V204H31ZM59 205V204H58ZM58 205H57V207H58ZM79 205V204H78ZM77 205V206H78ZM94 205V204H93ZM98 205V204H97ZM203 205V204H202ZM44 206V205H43ZM71 206H73V205H71ZM75 206H76V204H75ZM81 206V205H80ZM218 206V205H217ZM64 207V206H63ZM209 207H211V206H209ZM213 207V206H212ZM42 208V207H41ZM48 208H50V207H48ZM62 208V207H61ZM68 208V207H67ZM126 208H128V210H126ZM208 208V207H207ZM43 209H44V207H43ZM63 209V208H62ZM209 209H213V208H209ZM70 210H71V208H70ZM79 210V209H78ZM98 210H99V208H98ZM14 211V210H13ZM46 211H47V209H46ZM61 211V210H60ZM101 211V212H102ZM23 212V211H22ZM65 212V211H64ZM102 212V213H103ZM110 212V213H111ZM20 213V212H19ZM18 213V214H19ZM63 213V212H62ZM214 213V212H213ZM70 214H71V212H70ZM105 214V213H104ZM83 215V214H82ZM17 217L19 216V215H16ZM22 216V215H21ZM77 216V215H76ZM111 216V215H110ZM209 216V215H208ZM20 217V216H19ZM24 218V217H23ZM28 218V217H27ZM94 218H98L99 220H100V222L97 220V219H94ZM12 219V218H11ZM20 219V218H19ZM37 219V218H36ZM55 219V218H54ZM74 219V218H73ZM10 219H8V222H7V225H8V223L10 222L11 223V221H9ZM43 220V219H42ZM103 220H106V223L105 222H102L101 223V221H103ZM229 220V219H228ZM24 221V220H23ZM23 221H21V222H23ZM64 221V220H63ZM72 221V220H71ZM206 221V220H205ZM19 222V221H18ZM25 222V221H24ZM35 222V221H34ZM37 222V221H36ZM69 222H70V220H69ZM31 223H33L32 221H31ZM77 223V222H76ZM194 223V222H193ZM5 224V223H4ZM23 224V223H22ZM10 225V224H9ZM14 225H15V223H14ZM19 225V224H18ZM18 225H17V222H16V226L15 227H12V229H11V231H10V233H9V235H4L3 237H8V236H10V238L11 239H13V238H15V234L17 235V233H19V228H18ZM21 225V224H20ZM25 225V224H24ZM27 225V224H26ZM25 225V226H26ZM39 225V224H38ZM73 225H75V223H73ZM78 225V224H77ZM129 225V224H128ZM13 226V225H12ZM37 226V225H36ZM21 228H22V225H21ZM24 228V227H23ZM60 228V229H59ZM72 228H73V226H72ZM78 228V227H77ZM76 228V229H77ZM223 228V227H222ZM26 229V228H25ZM59 231H58V230ZM123 229V228H122ZM221 229V228H220ZM36 230V229H35ZM39 230V229H38ZM74 230H75V228H74ZM203 230V229H202ZM7 231V230H6ZM55 231V232H54ZM117 231V230H116ZM222 231V230H221ZM228 231V230H227ZM24 232L25 231H23V234H24ZM31 233V232H30ZM38 233V232H37ZM123 232H121V234H119L118 236H113V238H103V237H101V238H99V239H97V237H96V239L101 243L100 244V246L98 245V247H97V249H99V248H103V247H101V246H104V248H108V245L109 244H112V245H115L116 244V240H118V242L120 243L119 244V247H117V248H115V246H114V248H113V251L116 253H118L114 258H112L111 259V257L109 256V254L107 255V251H104V253L108 256V258H110V260L107 262V264H151V262H155V261H157V260H159L160 259V257H161V255L158 253V248H156V246L153 244V243H151V242H148V241H144V240H140V241H137V240H132V239H128V238H126V237H124L123 236V234H122ZM106 234V233H105ZM234 234V233H233ZM3 235V234H2ZM39 235V234H38ZM106 235H108V233L106 234ZM115 235V234H114ZM230 235V234H229ZM35 237V236H34ZM33 237V238H34ZM38 237V236H37ZM86 237V238H85ZM30 238V237H29ZM235 238V237H234ZM16 239V238H15ZM31 240V239H30ZM40 240V239H39ZM95 240V239H94ZM206 240V239H205ZM209 240V239H208ZM170 241V240H169ZM177 241V240H176ZM6 242H7V240H6ZM93 242V241H92ZM98 242V243H99ZM175 242V241H174ZM205 242V241H204ZM204 242H202V238H201V241H200V239L199 240H197L196 239V241L195 242H193V243H189V244H186V254L188 253V257H190V258H193V259H195V260H197L198 261V263L199 264H204L206 261H207V258H208V255H206V252H205V247H204V249H203V245H202V243H204ZM97 243V242H96ZM171 243V242H170ZM168 241H167V244H168V247L169 246H173L174 247V244H170ZM90 244V243H89ZM93 244H94V242H93ZM118 244V243H117ZM156 244V243H155ZM165 244V243H164ZM163 244V245H164ZM170 244V245H169ZM215 244V243H214ZM25 245V244H24ZM38 245V244H37ZM37 245H35V247H37ZM88 245V244H87ZM161 245V244H160ZM159 245V246H160ZM176 245H177V243L175 244V247H176ZM184 245V244H183ZM23 246V245H22ZM39 246V245H38ZM158 246V247H159ZM165 246H167L166 244H165ZM185 246V245H184ZM183 246V247H184ZM204 246H205V244H204ZM219 246V245H218ZM24 247V246H23ZM31 247V246H30ZM96 247V246H95ZM95 247H93V246H91L90 245V247L88 248V250H87V252H86V254L88 255V257L90 256L92 259H94V254L96 253L95 251H96V248ZM112 247V246H111ZM161 247V246H160ZM164 247V246H163ZM182 246H181V244H180V248H181ZM182 247V248H183ZM207 247V246H206ZM216 247V246H215ZM80 248V247H79ZM164 248H166V247H164ZM178 248V247H177ZM176 248V249H177ZM209 248V247H208ZM29 249H31V251H34L33 249H35V248H33V246L31 247V248H29ZM40 249V248H39ZM160 249V248H159ZM172 249V248H171ZM175 249V248H174ZM36 250V249H35ZM38 250V249H37ZM36 250V251H37ZM111 250V249H110ZM161 250V249H160ZM169 250V249H168ZM179 250V249H178ZM224 250V249H223ZM9 251V250H8ZM28 251V250H27ZM40 251V250H39ZM99 251V250H98ZM101 251H103V250H101ZM112 251V252H113ZM170 251V250H169ZM183 251H184V248H183ZM18 252V251H17ZM28 252H30V250L28 251ZM73 252V251H72ZM100 252V251H99ZM107 252V253H106ZM154 252V254L153 255H151L152 253ZM180 252V251H179ZM254 252V251H253ZM26 253V252H25ZM32 253V252H31ZM31 253H29V254H31ZM47 253V252H46ZM80 254H81V252H79ZM110 253V252H109ZM163 253H164V251H163ZM255 253V252H254ZM80 254H78V255H80ZM101 254V253H100ZM166 254V253H165ZM257 254V253H256ZM12 255V254H11ZM28 255V254H27ZM53 255V254H52ZM76 255H77V253H76ZM104 255V254H103ZM180 255V254H179ZM217 255V254H216ZM250 255V254H249ZM72 256V255H71ZM169 256V260L172 262L173 260V255L171 256L170 254L168 255ZM7 257V256H6ZM54 257V256H53ZM60 257V256H59ZM64 257H65V255H64ZM64 257H62V258H64ZM99 257V256H98ZM153 257V258H152ZM176 257V256H175ZM215 257V256H214ZM219 257V256H218ZM40 258V257H39ZM44 258V257H43ZM61 258V259H62ZM71 258V257H70ZM75 258H77V257H75ZM97 258V257H96ZM178 258H180V257H178ZM213 258V257H212ZM5 259V258H4ZM57 259V258H56ZM60 259V260H61ZM66 259H68V257L67 258H65L64 259V262H63V264H65V263H67V261H66ZM78 259V258H77ZM90 259V258H89ZM105 259V258H104ZM167 259V257L165 258V260ZM186 259H187V257H186ZM192 259V260H193ZM252 259V258H251ZM254 259V258H253ZM256 259V258H255ZM3 260V259H2ZM91 260V259H90ZM183 260V259H182ZM191 260V259H190ZM4 261V260H3ZM49 261V260H48ZM69 261H71V260H69ZM92 261V260H91ZM96 261V260H95ZM100 261V260H99ZM164 261V260H163ZM189 261V260H188ZM43 262H44V260H42L40 263H37V264H43ZM85 263L84 264H86V261H84ZM104 262H106V261H104ZM193 262V261H192ZM231 262V261H230ZM260 262V261H259ZM56 263H57V261H56ZM60 263H62L61 261H60ZM78 263V262H77ZM98 263V262H97ZM99 263H101V262H99ZM12 264V263H11ZM33 264V263H32ZM45 264V263H44ZM58 264V263H57ZM76 264V263H75ZM93 264V263H92ZM106 264V263H105ZM184 264V263H183ZM197 264V263H196ZM205 264H207V263H205ZM239 264V263H238Z\"/></svg>",
	"mask_w": 264,
	"mask_h": 264
},
{
	"label": "clouds",
	"instance_id": "3",
	"mask_svg": "<svg viewBox=\"0 0 264 264\" xmlns=\"http://www.w3.org/2000/svg\"><path fill=\"white\" fill-rule=\"evenodd\" d=\"M164 2L169 12L179 14L187 21L193 35H201L203 30L212 28L218 16L213 0H164ZM152 137L166 145L170 143L163 137ZM167 151L176 160L190 164L198 165L207 158L206 149L192 134H182L172 147H167ZM250 160L258 161L260 170L264 171V153L254 154ZM249 166L254 174L252 166ZM149 167L148 163L134 164V172L130 178L123 167L109 173L108 179L116 188L105 191L118 193L125 203L131 205L132 217L135 218V223L123 230V236L156 244H163L168 240H177L182 244L195 242L199 228L193 225V221L202 209L201 199L187 196L181 200L180 190L169 183H149L147 187L141 189L139 185L143 182V173ZM191 177L192 191L197 197H210L222 206L225 203L230 205V201L239 196V180L235 178L233 172L221 168L208 171L193 168ZM124 179H127V183L121 185L119 182ZM97 211L98 208L91 205H84L81 208L82 214L86 217L93 216Z\"/></svg>",
	"mask_w": 264,
	"mask_h": 264
}]
</instances>
